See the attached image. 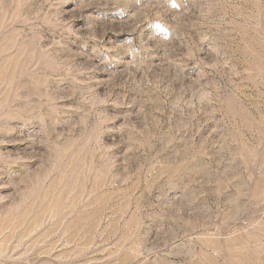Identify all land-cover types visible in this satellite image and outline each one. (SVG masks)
Masks as SVG:
<instances>
[{
	"label": "rangeland",
	"instance_id": "1",
	"mask_svg": "<svg viewBox=\"0 0 264 264\" xmlns=\"http://www.w3.org/2000/svg\"><path fill=\"white\" fill-rule=\"evenodd\" d=\"M0 264H264V0H0Z\"/></svg>",
	"mask_w": 264,
	"mask_h": 264
}]
</instances>
